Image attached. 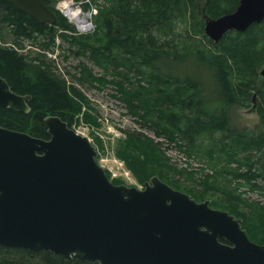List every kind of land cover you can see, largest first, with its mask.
Segmentation results:
<instances>
[{"label":"trees","instance_id":"obj_1","mask_svg":"<svg viewBox=\"0 0 264 264\" xmlns=\"http://www.w3.org/2000/svg\"><path fill=\"white\" fill-rule=\"evenodd\" d=\"M41 1L56 15L55 25L40 24L7 0H0V28L6 27L13 39L11 45L0 46V76L15 93L31 98L29 114L0 107L2 127L49 140L46 118L60 117L71 127L83 114L85 103L75 85L88 82L95 86L102 79L82 63L72 81L68 80L57 62L47 59L48 53L61 48L57 39L62 37L68 44L62 47L69 54H64L66 59L87 58L106 71L124 69L122 82L116 83L119 92L130 106L154 102L166 125L159 126L160 137L165 134L173 140L177 136L204 159L214 157L216 143L223 149L230 139L246 151H264V80L259 82L258 73L264 64V21L246 32L231 31L219 43L205 33L204 14L211 18L230 14L240 0H208L205 11L200 0H110L96 17L101 34L95 41L78 37L76 27L59 14L57 6L64 0ZM29 42L40 55L27 53ZM133 70L150 79L145 91L131 93L126 87ZM256 93L258 134L234 126L230 118L235 109L251 108ZM130 138L134 148V159L127 158L130 167L140 179L150 177L151 156L143 142L151 140L142 134ZM228 174L253 191L264 190V158H250L243 168L231 169ZM261 217L264 223V208ZM257 239L264 243V232ZM6 249L13 254L4 255L0 264H93L49 251Z\"/></svg>","mask_w":264,"mask_h":264},{"label":"water","instance_id":"obj_2","mask_svg":"<svg viewBox=\"0 0 264 264\" xmlns=\"http://www.w3.org/2000/svg\"><path fill=\"white\" fill-rule=\"evenodd\" d=\"M7 1L40 24L57 23L41 0ZM203 18L219 43L261 24L264 0H240L230 14ZM30 100L0 76V107L29 114ZM45 124L49 140L0 125V248L93 264H264V244L249 238L242 219L158 176L144 189L116 185L88 137L57 116Z\"/></svg>","mask_w":264,"mask_h":264},{"label":"rangeland","instance_id":"obj_3","mask_svg":"<svg viewBox=\"0 0 264 264\" xmlns=\"http://www.w3.org/2000/svg\"><path fill=\"white\" fill-rule=\"evenodd\" d=\"M109 2L110 0H64L58 4L57 10L61 16L67 18L64 10L68 4L74 9L91 14L89 22L92 26L86 31L79 30L75 22L72 23L67 19L76 27L78 37H90L95 41L101 34L97 28L96 17L102 9L109 6ZM199 6L201 10H207L208 0H200ZM12 42L9 30L1 27L0 46H9ZM57 45L61 48L55 54L48 53L47 59L56 61L59 70L68 80L72 81L71 76L76 75L77 67L82 63L91 68L96 77L102 79L96 82L95 86H91L88 82L75 85L79 90L78 94H81L78 97L82 98L85 107L83 114L77 117L71 128L91 140L98 151L99 164L107 171L114 184L144 189L147 182L154 176H158L174 189L189 194L198 203L210 201L212 208L242 219V228L249 238L256 243L264 244L260 239L255 240V238H262L264 232L261 217L264 208V190L253 191L244 182L228 174L231 169L243 168L250 158L255 161L264 158V151H246L242 145L230 139L223 149L216 143L215 155L212 159H204L195 155L185 140L177 136L171 140L165 134L161 137L158 135V132H162L159 126L164 128L165 124L160 119V114H157V107L153 101L148 104L130 106L124 99V95L119 92L116 85L118 81L122 82L121 76L124 69L119 68L115 71L111 67L106 71V69L93 65L87 58L70 56L66 59L64 54H69L62 47H67L68 44H65L60 37L57 39ZM26 51L36 53H29L32 57L40 55V51L30 42L27 44ZM263 69L264 64L258 72L259 82L264 80L261 75ZM140 74L138 70L129 72L131 85L126 84V87L131 93L138 90L145 91L149 84L151 85L150 79ZM257 101L258 97L256 103ZM253 104L252 102L251 108L235 109L230 113V118L234 126L258 134L261 131L260 117ZM131 134H142L151 140L150 143L143 142L151 156L148 162L151 178L140 179L128 163L127 158L134 159L131 156L134 149L130 146V143H133L130 138ZM239 164L243 167H239ZM12 254L10 249L1 248L0 263L5 258L4 255Z\"/></svg>","mask_w":264,"mask_h":264},{"label":"bare ground","instance_id":"obj_4","mask_svg":"<svg viewBox=\"0 0 264 264\" xmlns=\"http://www.w3.org/2000/svg\"><path fill=\"white\" fill-rule=\"evenodd\" d=\"M64 11L65 15L69 17L72 22H75L81 31H86L90 28L89 18L91 14H89L90 17L83 16V11L74 9L73 6L68 4L65 6Z\"/></svg>","mask_w":264,"mask_h":264},{"label":"flooded vegetation","instance_id":"obj_5","mask_svg":"<svg viewBox=\"0 0 264 264\" xmlns=\"http://www.w3.org/2000/svg\"><path fill=\"white\" fill-rule=\"evenodd\" d=\"M220 241H221L222 243H224V244L226 243L223 239H220Z\"/></svg>","mask_w":264,"mask_h":264}]
</instances>
